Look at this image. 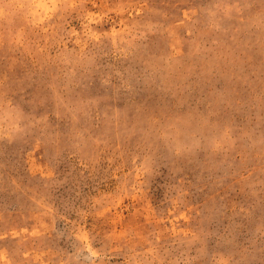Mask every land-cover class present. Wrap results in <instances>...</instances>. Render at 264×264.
<instances>
[{
  "label": "rangeland",
  "instance_id": "374dc122",
  "mask_svg": "<svg viewBox=\"0 0 264 264\" xmlns=\"http://www.w3.org/2000/svg\"><path fill=\"white\" fill-rule=\"evenodd\" d=\"M0 264H264V0H0Z\"/></svg>",
  "mask_w": 264,
  "mask_h": 264
}]
</instances>
